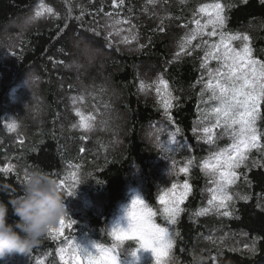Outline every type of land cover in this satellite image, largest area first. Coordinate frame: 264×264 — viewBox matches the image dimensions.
Segmentation results:
<instances>
[{
    "label": "trees",
    "instance_id": "16d2710c",
    "mask_svg": "<svg viewBox=\"0 0 264 264\" xmlns=\"http://www.w3.org/2000/svg\"><path fill=\"white\" fill-rule=\"evenodd\" d=\"M214 3L223 7L226 32L248 36L252 58L264 62L262 0H117V6L113 0H0V199L20 195L25 174L40 171L59 185L64 181L66 222L76 221L63 236L46 234L30 252L0 264H65L59 253L68 247L65 237L116 245V255L129 259L138 245L116 240L113 224L135 190L161 212L159 198L189 159L168 155L173 133L196 164L193 191L175 225L171 264H264V104L256 121L259 147L236 168L227 208L209 205L219 175L210 170L205 176L197 163L203 166L231 143L219 129L209 143L203 131L214 121L207 104L214 68L195 20L202 26L206 14L199 9ZM79 42L93 46L97 67L73 66ZM34 76L42 89L39 113L18 91ZM71 95L80 100L72 104ZM81 117L91 128L81 127ZM69 188L73 195L67 196ZM202 209L208 211L198 215ZM14 219L10 211L9 222Z\"/></svg>",
    "mask_w": 264,
    "mask_h": 264
},
{
    "label": "snow or ice",
    "instance_id": "6c2138e0",
    "mask_svg": "<svg viewBox=\"0 0 264 264\" xmlns=\"http://www.w3.org/2000/svg\"><path fill=\"white\" fill-rule=\"evenodd\" d=\"M124 0H119L122 5ZM152 2V0H150ZM264 3V0H262ZM113 5L117 6V0H113ZM215 15L209 14L210 18L208 24H212L214 27L217 24L223 25L224 17L221 15L223 7L220 4L214 6ZM207 6L201 7L200 12H207ZM44 11L53 13L51 7H45ZM42 13L37 12L36 16L39 17ZM198 30L202 27H207V24L201 26L200 20H195ZM210 36H215L216 32L213 30L209 33ZM195 38V34L188 38L185 43H189L191 39ZM227 41L242 40L244 41L242 50L237 51L232 48ZM248 36H229L227 38L221 34L220 45H223V67L225 71L217 69L215 73L216 83L213 85L210 79L207 87L212 91V98L219 102V106L213 109L217 116L216 125H220L223 122L225 129H231L234 141L231 146L215 153L213 159L214 164L211 165L213 174H219V180L216 181L217 188L214 190L219 193V196L213 195L212 199L208 201L209 205H213L214 201H219V208H227L226 201L231 197L226 195V185L234 183L237 178L236 168L244 163L247 159V153L252 148L259 147V140L261 133L258 132L256 127V121L260 116V106L264 104V62L257 61L252 58V49L248 44ZM220 45L214 44L212 47L217 49L214 56L216 59H220L219 48ZM183 48V45L181 46ZM211 52L206 53L207 56H212ZM204 65H202L203 67ZM212 76V73H209ZM161 84L167 87L165 81L161 80ZM170 95V94H169ZM165 109L171 107L170 101H166L164 105ZM80 116V113L77 112ZM81 127L85 130L91 128L84 117H81ZM16 125H12L14 130ZM179 131V130H178ZM195 131V129H194ZM204 133L207 135V142H212V136L210 135L211 129L204 128ZM209 165L206 163L205 168ZM187 168L181 169V171L187 172ZM8 171V169H4ZM99 183V182H98ZM60 187L64 186V181L60 182ZM176 185H172V189L166 192L160 197V203L164 205V213L167 214L169 222L171 224L177 223V217L184 211L180 205L184 202L190 192V185L185 181L182 186V191H176ZM73 195L72 190H67V196ZM137 205H143V201L137 197L132 201V210L128 212V228L127 230L118 228L113 229L112 235L116 240H121L122 237H135L140 242L139 249L151 250L155 259V264H166V258L169 256L174 241L170 237L169 229L161 227L153 222L154 213L145 207L137 208ZM208 209H202L199 214L207 212ZM231 213L225 211L224 216H228ZM76 223L75 220L70 219L66 222L65 216L59 221V229L51 228L47 233L52 239L57 237L53 235L54 232H58L60 236L64 235V229H71ZM178 235V233H177ZM67 240L68 247L60 248V259L65 261V264H82V261H86L87 264H97L98 258L105 261V264H117L118 246L114 245L112 248H105L102 245L94 244L95 251H88L85 248L80 247L72 240ZM137 251H133L130 255L136 256ZM67 257V259H66Z\"/></svg>",
    "mask_w": 264,
    "mask_h": 264
},
{
    "label": "rangeland",
    "instance_id": "374dc122",
    "mask_svg": "<svg viewBox=\"0 0 264 264\" xmlns=\"http://www.w3.org/2000/svg\"><path fill=\"white\" fill-rule=\"evenodd\" d=\"M215 4H220V3H214L212 5L207 6L208 10H207V12H205L206 18H205V23L203 24V25L207 24V27H202L200 30H198L199 35H197V38L199 40L204 39L203 40V45L205 47V54L209 53V52H211L213 54L212 56H207L208 59H209L208 60L209 66L214 68L213 69L214 70V76H213L214 82H213V85H215V83H216L215 73H216L217 69H220L221 71H225L226 70L223 67V64H224V61H223V45H220L221 34H223L225 38H227L229 36H236V35H231L230 33L226 32V30H225V20H224L223 25L217 24V25H215V27L212 24H208V20L210 18L209 14H211L212 18H214L215 10H214L213 6ZM221 15L224 17L223 12L221 13ZM12 26L16 30H20L22 28L18 22H14L12 24ZM213 30H215L216 35L215 36H210L209 33L212 32ZM226 42L230 43L231 47L236 49L237 51L242 50L243 44H244V43H242L241 40H237V42H236V40H232V41H227L226 40ZM79 43L77 45L78 46L80 45V46L78 47V50H76V55H74L73 66L74 67L80 66L83 69H85V71L89 70L90 68L97 67V64H98L97 59L91 56V53L95 52V49L93 48V46L89 45V44H84L82 42H79ZM214 44L220 45V48H219L220 57H221L220 59L214 58V56H215V54L217 52V49L212 47ZM77 69L79 70V67ZM211 80H212V78H211ZM38 83H39V79L34 76V78L32 80H28L27 79L25 81H22V83H21V85H20V87L18 89V91L20 90L19 92H21V94H22L21 95L22 99H23V97L25 95H27L33 100L32 105H28V107H30L35 113H39L40 110H41L40 101H39V98H37V97L41 95L42 89L38 85ZM84 90L85 89H82V91H84ZM208 90H209V97H208L209 100H207V104L210 103L209 104L210 113H212V115L214 116V121L212 122V125H211V128H210L211 129V134L216 132V130L219 129V132L223 133L225 136H228L231 139V143L226 148V149H228L231 146V144L233 143V141H234V137L232 135V131H231V129H225L223 127V122L222 121H221L220 125H216L217 116L214 113L213 109L215 107L219 106V102L212 98V91L210 89H208ZM71 96H72V104H74L75 102L80 100V98L78 99V97H76V96H74V97H73V95H71ZM81 100L83 102L85 101L83 96L81 97ZM77 112H80V111H76L75 113H77ZM80 113L82 114V112H80ZM85 120L87 122L86 118H85ZM38 125L39 124L37 123L36 127ZM37 129H39V128L37 127ZM177 135H178L177 133H173L171 135L170 141H169V148H168L167 152H168V155H170V154L173 155L174 154V155H178L177 157L182 156V155L189 156V157H187V159L188 158L189 159H188V162H187L186 165L183 164L180 167H177V168H180V169L187 168L188 169L187 172L181 173L182 175L178 176V181L174 182V184L177 186L176 187L177 193L182 191V186L185 183V181H187V183L190 185V189L191 190H190L188 196L186 197V199L184 200V202L180 205V207L182 209H184V211H185V204H186L187 200L189 199V197H190V195H191V193L193 191V185H192V182H191L190 173L192 171V168L196 164V160H193L194 157L192 156V153H193L192 151H188L189 155L185 154L187 151L183 150V149L186 148L187 146H185L183 144L179 145V140H178ZM252 149H255V148H252ZM168 163L169 164H173V163L175 164L174 161H167L166 165ZM197 163H198L200 171L206 176L208 174V172L210 170H212L211 165L214 164L215 161H214L213 157H211V158H209V159L207 158L205 161H203V166L201 165V162L198 161ZM206 163L209 165L208 168H205V164ZM211 175H219V174L218 173H216V174L211 173ZM230 185H226V195L227 196H229V194L227 193V188ZM216 188H217V185L211 191L212 192V197H213V195L219 196V193L214 191ZM171 189H172V187L168 188L167 190H165L162 193V195H164L166 192H169ZM132 193H133V195L131 197L132 198V200L130 201L131 203L129 205H126V206L124 205L122 207L119 216L117 217V219L115 220V222L113 224V229L122 228V229L127 230L128 221H129L128 212L132 210V201L134 199H136L137 197H139V199H141L143 201V205H137V208H140V207L147 208L148 207L147 205H145L144 199H143L141 193L138 190H135ZM159 201H160V198H159ZM214 202H219V201L217 200V201H214ZM227 202H228V200L226 201V203ZM147 209H150L154 213V216H153V222L154 223H156L157 225H159L161 227H165V228L169 229L170 237L174 241V244H175V238L173 237V233L175 232L174 230H175V225L176 224L173 225V224H171L169 222L167 214L164 213V205L161 204V212L158 213V214L156 213L155 210H153L150 207H148ZM184 211H182L179 214V216L177 217V220L183 214ZM156 215H160V217H159L160 222H158L156 220ZM65 220H66V216H65ZM54 227L59 229V222ZM121 239L122 240H126V241H128V240L134 241V242L137 243L138 246H137V249L135 250V251H137L136 252V256H132L131 255V257L129 259H125V260H123V259H121V258H119L117 256V264H155V259L153 257V254H152L151 250L150 249L149 250L139 249L140 248V242H139V240L137 238H135V237H131V238L122 237ZM77 244L80 247L87 249L88 251H93V252L95 251L94 244H85V242H77ZM169 256H170V254H169ZM169 256L166 258V264H171V259L169 258ZM66 259H67V257H66ZM82 264H87V262L86 261H82ZM97 264H105V261L100 259V258H98Z\"/></svg>",
    "mask_w": 264,
    "mask_h": 264
},
{
    "label": "clouds",
    "instance_id": "9594fccd",
    "mask_svg": "<svg viewBox=\"0 0 264 264\" xmlns=\"http://www.w3.org/2000/svg\"><path fill=\"white\" fill-rule=\"evenodd\" d=\"M16 218L9 222V212ZM58 182L40 171L25 174L22 193L0 199V260L30 252L68 215Z\"/></svg>",
    "mask_w": 264,
    "mask_h": 264
}]
</instances>
